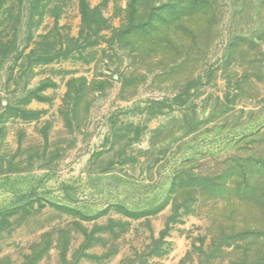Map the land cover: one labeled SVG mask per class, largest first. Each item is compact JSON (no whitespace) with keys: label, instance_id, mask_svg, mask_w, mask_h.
Returning <instances> with one entry per match:
<instances>
[{"label":"rangeland","instance_id":"obj_1","mask_svg":"<svg viewBox=\"0 0 264 264\" xmlns=\"http://www.w3.org/2000/svg\"><path fill=\"white\" fill-rule=\"evenodd\" d=\"M0 264H264V0H0Z\"/></svg>","mask_w":264,"mask_h":264}]
</instances>
